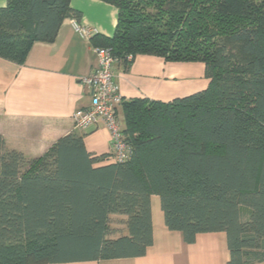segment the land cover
Masks as SVG:
<instances>
[{
  "label": "trees",
  "instance_id": "1",
  "mask_svg": "<svg viewBox=\"0 0 264 264\" xmlns=\"http://www.w3.org/2000/svg\"><path fill=\"white\" fill-rule=\"evenodd\" d=\"M99 1L118 19L93 47L125 68L141 55L202 63L209 85L168 103L122 100L121 135L132 149L122 163L98 166L110 154L92 156L76 133L34 159L0 136V264L144 257L152 196L185 244L224 233L227 264L263 263L264 0ZM69 2L7 0L0 60L23 65L35 43L54 42L64 19L79 22ZM113 218L125 235L111 237Z\"/></svg>",
  "mask_w": 264,
  "mask_h": 264
},
{
  "label": "crops",
  "instance_id": "2",
  "mask_svg": "<svg viewBox=\"0 0 264 264\" xmlns=\"http://www.w3.org/2000/svg\"><path fill=\"white\" fill-rule=\"evenodd\" d=\"M6 4L7 0H0V8ZM69 7L81 14L80 21H76L80 26L95 30L94 36H113L118 19L115 7L99 0H70ZM73 21L63 20L54 42L35 43L23 65L0 60V136L8 149L27 159L43 156L71 133L82 137L92 156L110 154L111 136L102 122L84 131L74 129L72 115L90 104L81 80L95 70L96 57L91 42L76 33ZM113 76L123 100L168 103L202 92L209 85L202 63L165 62L153 56H137L128 68L116 65ZM120 125L123 129L122 117ZM110 163L109 160L98 166ZM150 202L153 244L144 257L64 264L228 263L224 233L201 234L187 245L179 232L166 228L159 197L152 196ZM125 234L123 225L112 226V238Z\"/></svg>",
  "mask_w": 264,
  "mask_h": 264
},
{
  "label": "built area",
  "instance_id": "3",
  "mask_svg": "<svg viewBox=\"0 0 264 264\" xmlns=\"http://www.w3.org/2000/svg\"><path fill=\"white\" fill-rule=\"evenodd\" d=\"M72 24L83 40L90 42L95 35L93 29L80 26L76 21ZM93 53L96 57V68L81 80L88 91L90 104L72 115L74 129L84 131L102 122L111 136L110 162L122 163L130 158L132 149L124 142L121 135L119 108L123 98L113 76V69L119 64V60L106 48L94 47ZM131 60V56L126 58L127 62Z\"/></svg>",
  "mask_w": 264,
  "mask_h": 264
},
{
  "label": "rangeland",
  "instance_id": "4",
  "mask_svg": "<svg viewBox=\"0 0 264 264\" xmlns=\"http://www.w3.org/2000/svg\"><path fill=\"white\" fill-rule=\"evenodd\" d=\"M243 218L245 219V217H247V211H246V209H243ZM112 226H120L119 224H118V220H117V218H113V221H112V224H111Z\"/></svg>",
  "mask_w": 264,
  "mask_h": 264
}]
</instances>
